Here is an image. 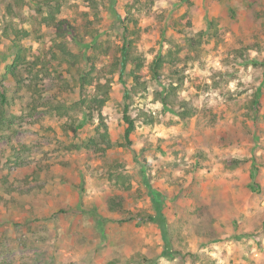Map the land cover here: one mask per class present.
<instances>
[{
	"label": "rangeland",
	"instance_id": "rangeland-1",
	"mask_svg": "<svg viewBox=\"0 0 264 264\" xmlns=\"http://www.w3.org/2000/svg\"><path fill=\"white\" fill-rule=\"evenodd\" d=\"M16 1L0 0V35L5 20L26 33L0 41V74L18 48L25 57L22 86L6 82L10 125L0 130V264H264V96L259 113L250 109L256 88L264 95L256 17L264 0H45L56 8L54 23L43 20L46 7L38 15L30 0ZM59 21L74 39L58 37ZM123 37L140 67L129 61L121 81L131 84L134 71L147 84L129 100V113L162 120L136 118L127 148L125 86L106 74ZM253 44L259 49L247 50ZM168 51L175 61L163 72L182 75L177 97L195 111L187 121L153 99L163 82L150 65ZM85 73L92 83L80 89ZM103 77L111 144L104 152L96 113L77 129L83 115L75 107ZM32 84L42 97L34 110ZM251 174L259 191L248 186ZM148 189L164 202L169 257L161 256L155 224L120 222L152 214ZM115 195L124 198L122 215L108 210Z\"/></svg>",
	"mask_w": 264,
	"mask_h": 264
},
{
	"label": "trees",
	"instance_id": "trees-1",
	"mask_svg": "<svg viewBox=\"0 0 264 264\" xmlns=\"http://www.w3.org/2000/svg\"><path fill=\"white\" fill-rule=\"evenodd\" d=\"M24 0H17L15 4L17 6H21L23 4ZM29 2L34 3V11L37 12L38 15H42V7H46V10L49 12L47 13L46 17L43 18L46 22L54 23V18L52 15V12L56 10L52 9L53 7H50L49 1L45 0H30ZM37 5H41L39 8ZM32 6V7H33ZM11 8L8 7V11H10ZM257 19L260 21V26L262 29V32L260 30V34L264 36V9L260 10L257 14ZM57 26V35L59 38H65L66 35L70 38L74 39L73 31L71 30L68 25L66 29L62 28V25H64L63 21H59ZM6 20L3 21V25L1 27V35H0V41L2 38L10 40L13 36V40H18L21 36H24L26 33L22 31L17 25H12L11 21L7 22ZM126 30V28H124ZM133 34V32H131ZM78 37V35L76 34ZM14 41L13 44H14ZM82 40L79 39V42ZM250 49L247 50H256L259 49V45L253 44L250 45ZM61 51L67 52V49L63 46V43L60 47ZM129 43L126 41V38L123 37V43L119 51V55H113L110 62L106 66L107 73L106 74H118L119 80L122 85L125 86L124 88V103H123V109H122V120L125 124V129L123 133V139L125 142V147H129L132 145V139L131 134L135 130V121L136 118L142 119V121L147 125H154L162 122L161 116L153 115L151 113H147L145 111H139L137 115H130V105L132 96L137 95L138 93L145 92L147 90V84L145 82H140L139 78L134 74V71H131V76L133 82L131 84H124V82L121 81V78L123 77V74L126 70V66L128 62H133L140 67L137 57H131L129 51ZM246 49V48H245ZM246 50V51H247ZM238 55L242 60H247V56L242 53L241 51L238 52ZM25 60V57L23 55V52L18 48L17 52L13 55L12 60L10 62L3 63V67H1V74H0V130H6L7 126L10 125V118H6V111H7V102H8V85L7 81L12 80V83L16 90L22 86L24 83V80L22 78L21 70H22V61ZM175 59L172 57L171 53L168 51L165 55H159L155 57L150 65L151 68V74L152 77H154L156 80L162 79L163 85L160 90L153 92V99L157 102H159L163 110H168V112L172 115L177 116L179 119L183 121H187L189 118H191L195 111L191 107H187L185 101L179 99L177 97V86L181 84L182 82V75H179L178 71H171L169 73H164L163 70L166 68V66L172 65L174 63ZM28 71V70H27ZM128 75H130L128 73ZM88 73H85L84 75L80 77V89L83 88L84 84H90L92 83L90 80H87ZM31 81V80H30ZM177 84V85H175ZM30 92L33 94L31 95V103L30 107L33 105L32 110H34L39 103L38 101L42 98L40 93L35 91V84L27 85L26 86ZM31 87H34L33 90ZM93 91L90 94V98L87 99L81 95H79V99L75 102V107L78 110H81L82 112V123L77 124L76 128L81 129L83 128V124L86 120L92 119L94 117V113H96L98 124L95 127V133L99 136L100 144L103 146L102 151L104 152L106 149H109L111 147V144L108 139V133H107V126L104 121V117L101 115V109L103 108L105 102L107 101L109 89H110V81L106 78L99 79L97 83H95L93 86ZM263 92L262 88L254 91V97L251 101V107L250 109L253 111V113L257 114L261 111V102L260 100L263 98ZM47 104V103H46ZM59 110V109H58ZM64 112H66L67 116L68 111L67 109H63ZM71 116H69L70 125H75L76 120H70ZM142 180H144V172L141 170ZM250 185L249 188L251 190L259 191L258 185L254 182V176L250 175ZM2 189L4 192L9 196L11 199V193L9 190V187L7 186V181L4 180L2 183ZM148 197L150 200V203L152 205V214H143V213H137L135 215L129 214V219L123 218L120 222H130L131 220H138L139 222L146 223L150 222L157 226L159 230L160 239L163 244V248L161 251V256L163 257H169L172 255V243L170 240L169 235V226L167 223V219L163 212L164 202L161 198V194L158 191H155L153 189H148ZM12 201V200H11ZM123 202L124 198L121 195H115L110 197L107 200V206L108 210L113 213L123 214Z\"/></svg>",
	"mask_w": 264,
	"mask_h": 264
}]
</instances>
